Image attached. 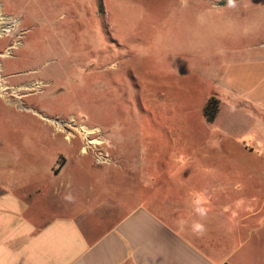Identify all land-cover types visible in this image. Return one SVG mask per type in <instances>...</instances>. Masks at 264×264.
I'll return each mask as SVG.
<instances>
[{"label": "rangeland", "instance_id": "obj_1", "mask_svg": "<svg viewBox=\"0 0 264 264\" xmlns=\"http://www.w3.org/2000/svg\"><path fill=\"white\" fill-rule=\"evenodd\" d=\"M222 1L0 0V195L41 222L92 184L148 204L210 167L264 224V0ZM259 231L236 264H264Z\"/></svg>", "mask_w": 264, "mask_h": 264}, {"label": "crops", "instance_id": "obj_2", "mask_svg": "<svg viewBox=\"0 0 264 264\" xmlns=\"http://www.w3.org/2000/svg\"><path fill=\"white\" fill-rule=\"evenodd\" d=\"M189 169L192 181L161 185L151 203L122 196L118 184H92L88 189L98 197L78 200L72 213L41 222L29 216L32 208L21 197L3 193L0 264H236L264 224L245 208L249 200L235 197L242 182H209L231 172ZM68 172L67 163L59 176ZM88 225L105 227L92 238Z\"/></svg>", "mask_w": 264, "mask_h": 264}, {"label": "trees", "instance_id": "obj_3", "mask_svg": "<svg viewBox=\"0 0 264 264\" xmlns=\"http://www.w3.org/2000/svg\"><path fill=\"white\" fill-rule=\"evenodd\" d=\"M220 102L216 97H212L204 109V116L208 123H213L216 120L219 112Z\"/></svg>", "mask_w": 264, "mask_h": 264}, {"label": "water", "instance_id": "obj_4", "mask_svg": "<svg viewBox=\"0 0 264 264\" xmlns=\"http://www.w3.org/2000/svg\"><path fill=\"white\" fill-rule=\"evenodd\" d=\"M229 1L228 0H223L222 2L219 3L220 6H224L226 4H228Z\"/></svg>", "mask_w": 264, "mask_h": 264}, {"label": "bare ground", "instance_id": "obj_5", "mask_svg": "<svg viewBox=\"0 0 264 264\" xmlns=\"http://www.w3.org/2000/svg\"><path fill=\"white\" fill-rule=\"evenodd\" d=\"M33 87H35V86H33ZM0 97H3V96H1V94H0Z\"/></svg>", "mask_w": 264, "mask_h": 264}]
</instances>
